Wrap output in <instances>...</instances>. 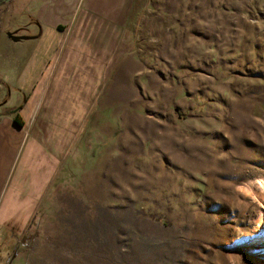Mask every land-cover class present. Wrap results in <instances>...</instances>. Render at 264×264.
I'll use <instances>...</instances> for the list:
<instances>
[{
	"label": "rangeland",
	"instance_id": "1",
	"mask_svg": "<svg viewBox=\"0 0 264 264\" xmlns=\"http://www.w3.org/2000/svg\"><path fill=\"white\" fill-rule=\"evenodd\" d=\"M58 1L0 5L41 18L60 96L0 191V264H264V0Z\"/></svg>",
	"mask_w": 264,
	"mask_h": 264
},
{
	"label": "crops",
	"instance_id": "2",
	"mask_svg": "<svg viewBox=\"0 0 264 264\" xmlns=\"http://www.w3.org/2000/svg\"><path fill=\"white\" fill-rule=\"evenodd\" d=\"M2 1H0V5L4 4ZM122 1L123 5L120 9L123 10L122 14H125L126 4L130 0ZM121 3V0H119L117 6L120 7ZM60 7L59 1L54 0L50 4H42V6L35 8L31 7L29 14L33 9L34 14L38 13V16L43 18L50 16L51 13H58L56 11ZM77 11L76 9L69 11L65 16L71 18L75 14L79 16ZM40 13L41 15H39ZM31 17L35 19L33 24L12 28L7 26L0 29V191L2 188L9 186L16 150L21 142L30 138L34 146H38L39 150H42L44 143H53L55 148V145L58 144L56 140L53 142L50 136L45 138L44 141L41 139L40 129L45 126V118L42 113L34 116V119L30 121V113L36 111L38 103L42 102V109L46 107L47 109L44 110H48L53 114L59 113L60 110L58 92L48 93L47 90L48 84L52 81L49 79V72L47 82L45 81L42 84L43 76L47 72L49 65V60L46 63H41V39L44 29L39 26L41 18ZM51 28L63 32L64 25L60 22H53L51 23ZM11 34L24 35L25 37L12 39L10 37ZM51 95L52 98L49 97ZM53 96H57L58 99H53ZM46 102L47 105L45 106ZM14 116H18L21 124L13 121ZM49 129H57L56 121H54L53 127ZM54 136L57 138L56 133H54ZM22 170L12 188H22V190L29 188V174L24 169ZM34 185H38V183H34Z\"/></svg>",
	"mask_w": 264,
	"mask_h": 264
},
{
	"label": "trees",
	"instance_id": "3",
	"mask_svg": "<svg viewBox=\"0 0 264 264\" xmlns=\"http://www.w3.org/2000/svg\"><path fill=\"white\" fill-rule=\"evenodd\" d=\"M13 121L17 124H21V120L18 118V116H14Z\"/></svg>",
	"mask_w": 264,
	"mask_h": 264
},
{
	"label": "water",
	"instance_id": "4",
	"mask_svg": "<svg viewBox=\"0 0 264 264\" xmlns=\"http://www.w3.org/2000/svg\"><path fill=\"white\" fill-rule=\"evenodd\" d=\"M10 37L12 38V39H15V38H17V37H25L24 35H21V36H19V35H10Z\"/></svg>",
	"mask_w": 264,
	"mask_h": 264
},
{
	"label": "bare ground",
	"instance_id": "5",
	"mask_svg": "<svg viewBox=\"0 0 264 264\" xmlns=\"http://www.w3.org/2000/svg\"><path fill=\"white\" fill-rule=\"evenodd\" d=\"M261 239H263V243H264V237H262Z\"/></svg>",
	"mask_w": 264,
	"mask_h": 264
}]
</instances>
